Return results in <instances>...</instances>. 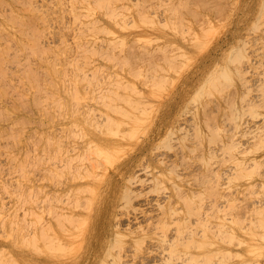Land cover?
Here are the masks:
<instances>
[{"label": "rangeland", "instance_id": "obj_1", "mask_svg": "<svg viewBox=\"0 0 264 264\" xmlns=\"http://www.w3.org/2000/svg\"><path fill=\"white\" fill-rule=\"evenodd\" d=\"M205 1L0 0V264L77 259L94 232L96 214L101 216L102 177L134 154L152 130L160 99L184 82L196 59L227 29L233 0ZM46 14L50 24L40 21ZM206 18L215 31L203 26ZM263 65L258 67L264 73ZM218 72L220 80L211 76L210 83L225 80ZM223 92L205 101L222 104ZM210 112L205 124L215 131L211 126L222 127L228 115L217 120L216 111L212 118ZM130 116L137 118L128 122ZM116 129L118 147L108 153L103 137ZM57 141L64 145L59 155ZM73 141L86 150L68 153ZM55 186L65 214L54 212ZM241 201L237 196L234 204ZM242 223L236 216L228 221L229 250L243 244L241 257L230 252L227 264H262L264 227L249 242L239 230Z\"/></svg>", "mask_w": 264, "mask_h": 264}, {"label": "bare ground", "instance_id": "obj_2", "mask_svg": "<svg viewBox=\"0 0 264 264\" xmlns=\"http://www.w3.org/2000/svg\"><path fill=\"white\" fill-rule=\"evenodd\" d=\"M132 2L138 0H129ZM47 17L40 21L50 24ZM206 19L203 26L215 31L213 20L208 18V23ZM227 19V29L215 46L196 59L183 83L160 99L161 109L147 138L137 144L134 154L119 161L116 170H108L102 177L106 186L101 195V216L96 214V226L87 236L86 247L68 264H227L228 254L239 255L243 244L229 250V220L234 216L243 219L239 230L247 234L249 242L256 231L263 229L264 73L258 66L264 60V0H233ZM49 32L53 33L51 27ZM217 72L225 80L210 83ZM218 89L225 93L222 104L205 101ZM207 109L209 115L216 111L217 120L227 113L225 122L221 117L222 127L211 119L215 131L207 128ZM132 116L128 122L137 118L132 120ZM207 124L210 126V122ZM131 127H126L127 131ZM117 129L109 133L113 136L103 137L108 153L118 147ZM110 137L112 141L107 142ZM63 146L55 142L57 155L62 154ZM84 150L76 141L67 147L70 154ZM54 188L57 201L60 189ZM69 188L65 183L64 190ZM237 196L242 201L234 204ZM58 204L54 207L56 214L69 212ZM96 205L97 201L89 213L96 211ZM230 234L237 232L232 229ZM214 256H219L215 262ZM36 264L61 262L41 260Z\"/></svg>", "mask_w": 264, "mask_h": 264}]
</instances>
